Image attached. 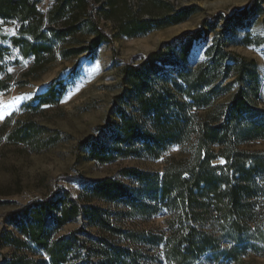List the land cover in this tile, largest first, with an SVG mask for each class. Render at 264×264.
<instances>
[{
	"label": "trees",
	"instance_id": "16d2710c",
	"mask_svg": "<svg viewBox=\"0 0 264 264\" xmlns=\"http://www.w3.org/2000/svg\"><path fill=\"white\" fill-rule=\"evenodd\" d=\"M39 1L0 0V19L17 25L16 34L9 39L11 46L23 58L32 60L29 73L42 70L57 55L67 59L92 53L101 44L113 40L114 36L98 26L89 0H52L46 13L38 9ZM99 11L106 15L101 8ZM186 11L182 17L171 18L172 23L181 21ZM253 11H261L255 0L242 11L225 16L224 21L226 24L238 21ZM151 25L149 22L121 24L118 34L135 37L148 32ZM208 27L212 30L211 24ZM77 34L91 38L86 43L75 41ZM199 37L201 31L197 30L179 38L180 64L163 58L171 48L167 44L165 50L149 53L139 64L125 65L121 70L125 88L117 96L115 110L118 123L105 132L109 144L97 145L88 140L78 144L89 148L91 160L106 164L142 154L157 159L169 146L182 145L194 136L192 157L168 161L162 173L135 168L120 170L119 174L133 181L135 187L109 177L100 180L77 177V181L89 187L82 198H75L67 190H56L47 198L32 200L5 213L3 220L13 224L25 240L9 233L1 236L0 241L15 249L32 244L48 255L50 264H69L73 252L79 257V264H97V257L98 264H138L134 257L128 263L126 259L132 258L128 250L108 244L106 238L98 237L96 243L87 240L91 238L87 227L120 235L128 241L137 235L112 226L107 211L90 204L94 199L122 201L142 217L157 215L166 207L179 209L197 222L202 215L215 212L218 217H230L237 230H244L247 222L256 221L255 204L264 196V154L237 148L239 144L264 139V109L251 103L252 98L258 97L256 62L225 51L214 40L206 50L208 60L188 68L184 66L187 55L192 42ZM167 64L173 66L175 76L159 78L158 72ZM9 79V75L0 78V91L9 88ZM233 86L235 90L229 101L214 105ZM55 91L54 85H50L41 99L54 97ZM126 97L132 100L131 113L124 107ZM5 126L6 122L0 126V132ZM26 127L21 137L13 131L9 138L30 142L35 126ZM212 146L217 149L213 150ZM216 161L220 163L214 164ZM76 220L83 222L80 228L53 237L64 225ZM187 230L189 250L209 237L200 234L196 226H188ZM149 241L158 244L159 239L149 236ZM8 264H33V261L14 254Z\"/></svg>",
	"mask_w": 264,
	"mask_h": 264
},
{
	"label": "rangeland",
	"instance_id": "374dc122",
	"mask_svg": "<svg viewBox=\"0 0 264 264\" xmlns=\"http://www.w3.org/2000/svg\"><path fill=\"white\" fill-rule=\"evenodd\" d=\"M89 1L98 26L114 36L113 40L101 44L92 53L67 59L57 55L40 71L29 73L31 58H23L11 46L9 39L16 34V23L0 19V78L10 76L9 88L0 91V116L3 117L0 126L6 122L0 132V237L10 233L12 237L25 240L13 224L3 220L7 212L32 200L47 198L56 190H67L75 198L85 195L89 187L77 181V177L89 180L109 177L135 187L133 181L119 174L120 170L135 168L162 173L168 161L192 157L194 136L182 145L169 146L157 159L142 154L106 164L91 160L89 148L78 146L86 140L97 145L109 144L105 132L118 123L117 96L125 88L121 82L122 68L139 64L149 53L165 50L167 44L171 48L163 58L180 64L178 44L185 33L201 31V37L192 42L187 55L184 66L188 68L208 60L206 50L214 40L225 51L254 60L259 88L258 97L252 98L251 103L264 109V0H255L260 12L253 11L228 24L224 17L242 11L252 0ZM51 5L52 0H40L37 7L46 13ZM185 9L186 16L172 23L171 18L182 17ZM141 22L152 24L145 34L135 37L118 34L119 25ZM159 24L165 25L157 27ZM90 38L77 34L74 40L86 43ZM172 68L171 64L164 65L158 72L159 78L174 77ZM50 85L56 90L54 97L41 99ZM234 90L235 86L216 99L214 105L228 102ZM21 97L28 99L21 101ZM125 99L124 107L131 113L132 100ZM29 124L35 126L30 142H18L14 136L9 138L13 131L21 137ZM237 148L264 154V139L239 144ZM212 149L217 147L212 146ZM90 204L106 210L112 226L137 234L133 241H128L120 235L87 227L91 233L87 240L96 243L98 237L106 238L108 244L128 250L132 257L126 259L128 263L134 257L138 264H264V196L255 204L256 221L247 222L244 230H237L230 217H218L215 212L202 215V219L195 222L179 209L165 207L157 215L142 217L122 201L94 199ZM82 225L81 220L68 223L53 237L68 235ZM188 226H196L200 234L209 236L202 240L200 237L201 241H197L193 250H189L186 243ZM79 236L85 238L82 234ZM149 236L159 239L158 244L149 243ZM14 254L31 259L33 264H50L48 255L32 244L15 249L0 241V264H8ZM81 254L83 258V251ZM71 255L69 264H79L75 252ZM98 260L95 258L97 264Z\"/></svg>",
	"mask_w": 264,
	"mask_h": 264
},
{
	"label": "snow or ice",
	"instance_id": "6c2138e0",
	"mask_svg": "<svg viewBox=\"0 0 264 264\" xmlns=\"http://www.w3.org/2000/svg\"><path fill=\"white\" fill-rule=\"evenodd\" d=\"M21 99V101H23V100H25V99H28V97H21L20 98ZM11 113H9V115H10ZM3 119V117L2 116H0V120H2ZM221 163L223 164L224 163V161L223 160H221Z\"/></svg>",
	"mask_w": 264,
	"mask_h": 264
}]
</instances>
